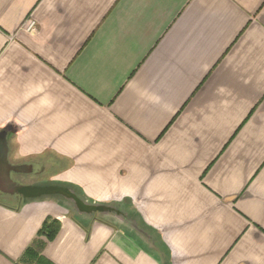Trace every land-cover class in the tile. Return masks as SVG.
I'll return each mask as SVG.
<instances>
[{
    "label": "crops",
    "instance_id": "obj_1",
    "mask_svg": "<svg viewBox=\"0 0 264 264\" xmlns=\"http://www.w3.org/2000/svg\"><path fill=\"white\" fill-rule=\"evenodd\" d=\"M35 240L264 264V0H0V264Z\"/></svg>",
    "mask_w": 264,
    "mask_h": 264
},
{
    "label": "trees",
    "instance_id": "obj_2",
    "mask_svg": "<svg viewBox=\"0 0 264 264\" xmlns=\"http://www.w3.org/2000/svg\"><path fill=\"white\" fill-rule=\"evenodd\" d=\"M60 221L55 218H48L42 225L39 236L46 237L47 240H53L59 229H60ZM43 243L39 242L38 240H35L34 243L23 256V260L28 261H36L38 264H52L50 261H48L46 258L42 256L40 253L43 247Z\"/></svg>",
    "mask_w": 264,
    "mask_h": 264
},
{
    "label": "built area",
    "instance_id": "obj_3",
    "mask_svg": "<svg viewBox=\"0 0 264 264\" xmlns=\"http://www.w3.org/2000/svg\"><path fill=\"white\" fill-rule=\"evenodd\" d=\"M34 25V23H31V26Z\"/></svg>",
    "mask_w": 264,
    "mask_h": 264
},
{
    "label": "rangeland",
    "instance_id": "obj_4",
    "mask_svg": "<svg viewBox=\"0 0 264 264\" xmlns=\"http://www.w3.org/2000/svg\"><path fill=\"white\" fill-rule=\"evenodd\" d=\"M21 181H23V180H21Z\"/></svg>",
    "mask_w": 264,
    "mask_h": 264
}]
</instances>
